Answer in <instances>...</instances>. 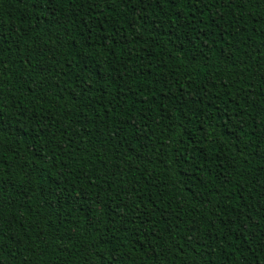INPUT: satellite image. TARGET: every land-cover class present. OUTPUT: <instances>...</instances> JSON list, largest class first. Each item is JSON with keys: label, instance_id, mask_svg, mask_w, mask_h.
I'll use <instances>...</instances> for the list:
<instances>
[{"label": "trees", "instance_id": "1", "mask_svg": "<svg viewBox=\"0 0 264 264\" xmlns=\"http://www.w3.org/2000/svg\"><path fill=\"white\" fill-rule=\"evenodd\" d=\"M0 264H264V0H0Z\"/></svg>", "mask_w": 264, "mask_h": 264}]
</instances>
